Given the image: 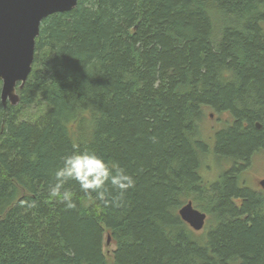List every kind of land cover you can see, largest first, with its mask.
I'll use <instances>...</instances> for the list:
<instances>
[{"label": "trees", "instance_id": "16d2710c", "mask_svg": "<svg viewBox=\"0 0 264 264\" xmlns=\"http://www.w3.org/2000/svg\"><path fill=\"white\" fill-rule=\"evenodd\" d=\"M17 94L0 100V264H264V192L205 180L200 130L224 114L217 157L264 152V0H78L42 21ZM36 100L47 110L19 121ZM84 150L134 179L119 207L75 181V209L50 195ZM189 201L201 232L178 216Z\"/></svg>", "mask_w": 264, "mask_h": 264}, {"label": "water", "instance_id": "95a60500", "mask_svg": "<svg viewBox=\"0 0 264 264\" xmlns=\"http://www.w3.org/2000/svg\"><path fill=\"white\" fill-rule=\"evenodd\" d=\"M78 0H0V100L14 107L32 71L35 40L43 20L73 10ZM257 128H260L256 124ZM264 190V179L258 181ZM178 216L193 232L203 230L207 216L189 201ZM110 237L107 236L106 244Z\"/></svg>", "mask_w": 264, "mask_h": 264}, {"label": "clouds", "instance_id": "9594fccd", "mask_svg": "<svg viewBox=\"0 0 264 264\" xmlns=\"http://www.w3.org/2000/svg\"><path fill=\"white\" fill-rule=\"evenodd\" d=\"M55 181L50 187V195L60 196V202L69 210L77 207L72 193L64 188L69 181H75L86 195L95 193V199L102 201L105 206L111 204L116 207L120 206L123 194L135 186L134 179L123 168L119 165L110 167L102 157L89 150L62 156L61 166L55 172ZM109 186L116 191V195H112Z\"/></svg>", "mask_w": 264, "mask_h": 264}, {"label": "rangeland", "instance_id": "374dc122", "mask_svg": "<svg viewBox=\"0 0 264 264\" xmlns=\"http://www.w3.org/2000/svg\"><path fill=\"white\" fill-rule=\"evenodd\" d=\"M47 110V106L41 101L36 100L31 105H22L19 110V121H28L34 122L36 121L45 111ZM210 111L205 112V119L201 124V137L206 139L205 142L208 143V133L211 130V126L213 124H217V115H214L213 119H208V115ZM225 116H221V119L224 120ZM261 153V154H260ZM259 154V155H258ZM258 156L254 157L251 161V167L248 168L246 174L244 176L245 184L251 187L253 190L260 191V187L258 186V180L264 179V152H258ZM218 164H213V159H207L206 165L203 167L202 176L207 181H212L215 179L216 172L214 171L215 167ZM264 192V191H263ZM114 250V245L109 242L108 244H104L103 252L106 255L108 260H111L112 251Z\"/></svg>", "mask_w": 264, "mask_h": 264}, {"label": "flooded vegetation", "instance_id": "af4514ba", "mask_svg": "<svg viewBox=\"0 0 264 264\" xmlns=\"http://www.w3.org/2000/svg\"><path fill=\"white\" fill-rule=\"evenodd\" d=\"M214 115H216V114L211 112L208 115V119H210V120L213 119ZM221 116H226V115H224V114H222L220 116L217 115V117H218L217 118V122L218 123L217 124H213L210 127L211 130L209 131V133H208L209 135L207 137L208 138V143H207L206 150L209 151V153L207 154L206 159H213V164L215 163V164L219 165V166L217 165L218 167L214 166L215 167L214 171L216 172V175H215V179H213L212 181H209L211 183L215 182V181H218L219 178L224 173H226L228 171H233L234 179H235V182H236L237 177L239 178L240 176H242V177L245 176L246 171L248 170V168L251 167V162H252L251 160L254 157L259 155V154L257 155V153H251L250 154V158L248 159V161H245V162L244 161H232V160H229V159H226V158H223V157H217L215 155L214 148H215V144H216V142H215L216 134L221 132V131H223V130H225V128H229V127L232 126V123L229 120L228 121L225 120L226 117L224 118V120H222ZM226 125H228V126H226ZM255 127H256V124H255ZM257 129H260V128H257ZM209 139H210V141H209ZM203 142H205V141H203ZM202 171L203 170H201V174H202ZM260 180H262V179H260ZM260 180H258V181H260ZM243 185H246L245 182H243ZM257 192H263V190H260V191H257Z\"/></svg>", "mask_w": 264, "mask_h": 264}, {"label": "bare ground", "instance_id": "6f19581e", "mask_svg": "<svg viewBox=\"0 0 264 264\" xmlns=\"http://www.w3.org/2000/svg\"><path fill=\"white\" fill-rule=\"evenodd\" d=\"M229 120H230V119H229ZM228 123H229V122H228ZM229 124H230V123H229ZM229 124H228V125H229ZM228 125H226V126H228ZM218 129H219V128H218ZM219 130H220V129H219ZM214 131H215V130H214ZM210 137H211V136H210ZM204 140L206 141V139H204ZM204 140H203V141H204ZM209 141H210V139H209ZM211 142H212V141H211Z\"/></svg>", "mask_w": 264, "mask_h": 264}]
</instances>
